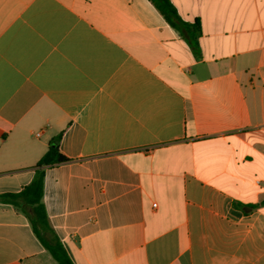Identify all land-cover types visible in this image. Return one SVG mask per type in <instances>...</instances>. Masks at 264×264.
Instances as JSON below:
<instances>
[{
  "label": "crops",
  "instance_id": "obj_1",
  "mask_svg": "<svg viewBox=\"0 0 264 264\" xmlns=\"http://www.w3.org/2000/svg\"><path fill=\"white\" fill-rule=\"evenodd\" d=\"M0 0V193L34 176L73 264H264V0ZM0 264H57L0 201Z\"/></svg>",
  "mask_w": 264,
  "mask_h": 264
},
{
  "label": "trees",
  "instance_id": "obj_2",
  "mask_svg": "<svg viewBox=\"0 0 264 264\" xmlns=\"http://www.w3.org/2000/svg\"><path fill=\"white\" fill-rule=\"evenodd\" d=\"M150 1L163 15L166 22L186 39L193 51H196L198 47L197 39L201 33L199 19L194 18L192 21L184 19L170 0ZM58 139L59 135L50 139L47 150L35 164L36 169L31 181L18 191L1 192L0 201L12 203L22 209L29 219L35 236L57 264H73L63 244L49 226L46 211L41 201L43 190L42 167L66 159L58 151Z\"/></svg>",
  "mask_w": 264,
  "mask_h": 264
}]
</instances>
